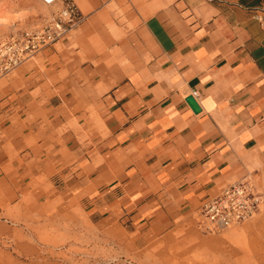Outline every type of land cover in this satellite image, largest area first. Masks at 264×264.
Segmentation results:
<instances>
[{"label": "crops", "instance_id": "1", "mask_svg": "<svg viewBox=\"0 0 264 264\" xmlns=\"http://www.w3.org/2000/svg\"><path fill=\"white\" fill-rule=\"evenodd\" d=\"M72 1L83 21L0 77L1 205L65 197L163 226L250 178L264 160V0Z\"/></svg>", "mask_w": 264, "mask_h": 264}, {"label": "rangeland", "instance_id": "2", "mask_svg": "<svg viewBox=\"0 0 264 264\" xmlns=\"http://www.w3.org/2000/svg\"><path fill=\"white\" fill-rule=\"evenodd\" d=\"M45 11L34 0H0V40L40 25ZM250 179L263 194L260 210L213 232L195 226V210L156 226L102 219L65 197H19L0 204V264H264V160Z\"/></svg>", "mask_w": 264, "mask_h": 264}, {"label": "built area", "instance_id": "3", "mask_svg": "<svg viewBox=\"0 0 264 264\" xmlns=\"http://www.w3.org/2000/svg\"><path fill=\"white\" fill-rule=\"evenodd\" d=\"M58 1L60 5L43 19L40 25L25 30H13L0 40V77L9 74L18 65L66 37L68 32L79 25L83 13L72 0ZM264 20L262 12L256 15ZM263 203L262 191L250 178L233 181L212 197L203 200L195 209V226L201 231L213 232L231 225L242 223L253 217Z\"/></svg>", "mask_w": 264, "mask_h": 264}, {"label": "water", "instance_id": "4", "mask_svg": "<svg viewBox=\"0 0 264 264\" xmlns=\"http://www.w3.org/2000/svg\"><path fill=\"white\" fill-rule=\"evenodd\" d=\"M186 101L193 110V112L197 113L200 111V107L192 95L187 96Z\"/></svg>", "mask_w": 264, "mask_h": 264}]
</instances>
